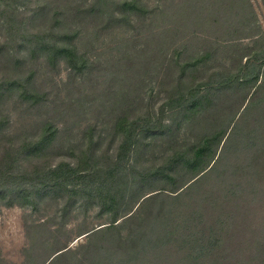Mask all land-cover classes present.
I'll list each match as a JSON object with an SVG mask.
<instances>
[{"label":"rangeland","instance_id":"obj_1","mask_svg":"<svg viewBox=\"0 0 264 264\" xmlns=\"http://www.w3.org/2000/svg\"><path fill=\"white\" fill-rule=\"evenodd\" d=\"M5 8L0 264H264V174L250 175L264 158V0ZM208 137L198 169L182 168ZM171 218L181 229L160 247Z\"/></svg>","mask_w":264,"mask_h":264},{"label":"trees","instance_id":"obj_2","mask_svg":"<svg viewBox=\"0 0 264 264\" xmlns=\"http://www.w3.org/2000/svg\"><path fill=\"white\" fill-rule=\"evenodd\" d=\"M10 15L11 14L8 12L7 8L3 9L2 12H0V16H2V18H4V21H6V23L11 26L10 27V30L13 32L14 31L13 30V27L11 25V22H9ZM39 43H40V45H44V46L41 47V50L54 49L59 54L68 56L70 58V62H71V65L73 66V68H76L78 70H83V68H84V58H82L79 54L77 55L76 49L74 47H68V46L56 47V45H50V44H48L45 41V38L44 37H41V40H40ZM224 79L225 80L223 81V84H222L224 86V88H232L233 87L234 89H239L242 86H244V84H245L244 81L243 80H240V79H237L236 82H233L232 78H230V77H227V78H224ZM13 84L14 83H10V80H7V85L6 86L10 87ZM3 87L4 86H0V89L3 88ZM198 103H199V101H197V102L194 101L193 102V105L196 106ZM251 104H253V106H254V103H251ZM259 115H262V114H258V116ZM258 119H260V118H258ZM49 128H51V127H49ZM259 136H261V135H258V134L256 135L255 134L256 139L254 140V143L257 141L258 138H260ZM212 141H213L212 138H210V137L206 138L204 140L203 146L199 147L196 150V152L194 154V157H193V159H191V161L189 162V164L188 165H181V167L182 168H187L190 165V168H187V169H191V166H192V169L197 170L198 167H199V165H200V163H201V160L206 156L207 152L209 151L210 145H211ZM256 160H257L256 163H253L252 164V166H254V167L251 168V169H254L253 172L250 174L252 176H255L254 174H259V173H263L264 174V158L261 159V161H259L260 158H257ZM205 171H206V168L198 170V172L194 176L193 180L196 179L200 174H202ZM36 172L39 173L38 171H36ZM7 174L8 173H4L0 177V191L3 190L2 187L5 188L8 185L7 182H5L6 181V178H7ZM54 179H51V180L55 181ZM49 181H50V179H49ZM255 182H257V181H255ZM42 183H43L42 180H37V182L35 184L36 185L35 188L37 189V191H40L41 190V187L43 186ZM232 189H233V187L232 188H229V192L232 193ZM12 191L15 192V193H18L19 196L22 195V190H19V188H16V189L14 188ZM24 191L26 193V190H24ZM253 191H255V190H253ZM161 216H158V217H161ZM163 219H165V217L160 218V220H163ZM177 221L179 223L180 222L183 223V221L175 220L174 218H171V220L169 219L168 222H165V221L164 222H161V223H163L162 225L165 227V234H164V236L163 235H160L157 238V242H158V245L160 247H164V246L168 247L169 244L171 243V242H169V237L175 236L174 235L175 232H177L178 229H181L179 227L182 224L180 223L178 225L177 224ZM117 225L118 224H116L114 222V223H112L111 225H109V226H107L105 228H109L110 229V228L116 227ZM89 232L90 231H88V233ZM102 232H103V230H102V228H100L99 230H96L95 232L90 233L88 237L95 236V235L100 234ZM144 237H145L146 240L149 239V238H147L148 236H146V235H144L143 238Z\"/></svg>","mask_w":264,"mask_h":264},{"label":"water","instance_id":"obj_3","mask_svg":"<svg viewBox=\"0 0 264 264\" xmlns=\"http://www.w3.org/2000/svg\"><path fill=\"white\" fill-rule=\"evenodd\" d=\"M90 233L86 234L84 237L88 236ZM60 254V253H59Z\"/></svg>","mask_w":264,"mask_h":264}]
</instances>
